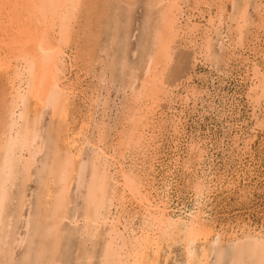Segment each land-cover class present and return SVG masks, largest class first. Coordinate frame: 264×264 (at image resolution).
I'll list each match as a JSON object with an SVG mask.
<instances>
[{"label":"bare ground","instance_id":"obj_1","mask_svg":"<svg viewBox=\"0 0 264 264\" xmlns=\"http://www.w3.org/2000/svg\"><path fill=\"white\" fill-rule=\"evenodd\" d=\"M220 1L214 14L210 0H147L142 71L128 58L136 0H0V264H18L21 247L20 264H63L73 238V264H210L213 254L215 264L226 257L228 264H264V226L248 221L226 231L214 213L218 197H253L259 183L251 184L258 176L245 161L255 134L264 133V0H229L235 31L226 27ZM118 3L130 13L126 24ZM102 21L115 32L97 55L103 65L96 71V51L79 55L73 45L77 32L93 23L100 30ZM252 24L256 34L248 38ZM218 42L229 56L217 74L231 75V56L242 64L255 121L251 135L228 121L226 133L235 134L220 147L198 131L186 140L188 109L199 95L192 76L169 70L180 47L195 66L213 58ZM117 69L126 103L110 124ZM78 98L82 108L69 112L67 103Z\"/></svg>","mask_w":264,"mask_h":264},{"label":"rangeland","instance_id":"obj_2","mask_svg":"<svg viewBox=\"0 0 264 264\" xmlns=\"http://www.w3.org/2000/svg\"><path fill=\"white\" fill-rule=\"evenodd\" d=\"M91 1H93V0H91ZM214 1L215 0H210L209 3L211 5H213L214 14H217L221 10L218 9L219 6L216 5V3H214ZM146 2H147V0H136V5L134 7L133 12L131 13L132 31H131V34L129 36V51H128V58L130 61V65H132V66L134 65L135 68H137V67L139 68L141 66L139 69H141L142 71L144 69V66H143V60L144 59L141 55L142 51H141V47L139 45H140V41H141V37H142V32H143L142 30L144 27L143 24H144V21L146 19V15L148 13L147 9H146L147 7H145ZM114 3L116 4V2H114ZM219 3H222L221 9L226 10L224 13V17L227 21L226 27L235 26L232 24V19H230V17L234 13L233 6H231L232 2L229 0H227V1L222 0ZM110 6L113 7L112 9L114 10V5L113 6L110 5ZM116 7H118L119 12L121 13V19L123 18L121 20L122 23L126 24L129 20V14H130V13H127V10H128L127 6L124 5L123 3L122 4L118 3L115 6V8ZM107 9H105V10H107ZM110 14H111V12H110ZM250 16H251L253 22L257 21L256 23H258V18H257V15H256L253 8H250ZM101 23H102L101 26H99V28H101L100 30L98 29V26H97L98 24L93 23L91 25V28L89 27V30H82L85 34L82 31L77 32L76 33L77 35L75 36L76 37L75 40H76V42H78L77 43L78 45L77 44L73 45L75 48V51L77 53H79V55H81L85 50L90 51L91 54H94V52L96 51L94 59L91 60V62L93 61L92 65L96 64V69H98L96 71H99L101 69V66L103 65V64L102 65L100 64V61L98 60L97 55H98V53H100V50L103 49L102 47H104V49H107V46L105 45V43L109 42L108 41L110 39L109 37L111 35H113L112 33L115 32L114 30H112L115 28L114 25L110 24V26H106L107 23L109 24V21L106 23H104L102 21ZM82 24H85V21H83ZM235 29L236 28L233 27L232 30L235 31ZM106 30H108V31H106ZM255 31H256L255 25L254 24L250 25L245 30L246 36L249 38L252 35H255L256 34ZM87 32H90L91 34H93V36L90 37L87 34ZM96 32H97V34H96ZM94 34H95V36H94ZM86 35L88 37H86ZM97 35L101 36V39ZM80 38H82V39H80ZM95 38H97V39H95ZM98 39H99V41H98ZM86 42L88 43V45ZM179 43L183 44V42L181 40L179 41ZM90 46H91V49H90ZM99 46H101V47H99ZM182 50H184V49H182L180 47L175 52L176 53L175 59L177 62L174 61L175 63L173 62L171 64V65H173V67L172 66L169 67L170 68L169 70L172 71V69H174L175 73L176 74L178 73L177 75H175L176 77H178L179 73L181 72L180 75L182 77H184L183 79H187V77L192 76L193 81H194L192 83V85H194V88L197 89V92L199 95L198 96L199 98H197L198 100L196 101L198 103V104H196V107L194 108V106L191 105V107L188 109V115H187L188 120L186 122V127H185V129H186L185 130V132H186L185 136L187 137V138L185 137L186 140H188L189 137L196 135L197 134L196 132L198 131L199 133L203 134V137H205L207 139H211V141L214 143L217 142L219 144V147H220L222 141L224 142V145L231 144V141H232L231 137H233V134H235V133L234 132H232V134L226 133V130L228 129V125H227L228 121L232 125L235 124L237 126H243L244 132H246L248 135L255 134V133H251L252 129L255 125L254 124L255 121L253 119H251L252 118V112H251L249 102L246 99L247 98L246 94L248 91L250 80L248 77L245 78L246 77V75L244 73L245 69L242 66V64H238V63L236 64L235 57L231 56V59H233V58L235 59V60L234 59L231 60V62H230V64L233 65L231 75L223 76V75L217 74L218 73V70H217L218 66H220V68L223 71L226 69L225 68V62L227 63V61H228L227 58L229 56V55H226V53H225L226 50L220 49V43L219 42L215 43L212 47L211 56L213 55V58H210L207 62L204 61L203 63L202 62L197 63V65H195V66L193 65V60H192L193 58L187 55L189 53L187 51L185 52V50L184 51H182ZM179 51H181V52H179ZM180 53H181V56H180ZM188 58H190V60ZM178 62H181V64L179 66H178ZM219 62H220V64H219ZM176 63H177V65H176ZM99 64H100V66H99ZM174 65L176 67L177 66L178 67L174 68L175 67ZM81 66L84 68L86 67V69L88 70V65L86 62L81 63ZM215 67H216V69H215ZM120 70L121 69L116 70V73L114 74V78H113L114 84L112 83L109 86V87H111L110 88V95L108 96L110 99V101H109V103H110L109 104V108H110L109 114H110V122H111L110 124H113V120L115 119V117L119 116V113L121 110L119 112L117 110H118V107L121 105V103H126V100L123 98L122 87L119 85V83L122 84L121 78H123L122 77L123 75H121L119 72ZM169 70L167 71V73H169V75H170V74H172V72ZM142 71L139 72L140 75H143L141 73ZM126 73L129 74V71H127ZM82 76H84V75L82 74ZM95 76L97 77V74L92 75V77H95ZM1 77H0V82H1L0 83V89H3V91H4V80ZM244 78H245L246 82H240V81H242L241 79H244ZM96 80H97V78L88 79V85L90 88L94 89L95 87H97V81ZM183 82H185V81H183ZM245 84H246V86H245ZM112 86H114L115 88ZM85 87H86V85H85ZM106 91H108V90H106V88H104L102 91L103 96L108 95ZM225 98L227 100L229 99L230 101H228V103H227L224 100ZM231 98H233V99H231ZM79 102H80V98H78V100H76L74 104H73V102L71 103V101H69L67 103V107L70 109L69 112H71L75 107L76 108L81 107V103H79ZM192 104H193V101H192ZM210 106H211V108H210ZM216 108L218 109L219 112L215 111ZM212 109L214 111H212ZM224 111L227 112V117L226 116L222 117V115L219 114V113L224 112ZM51 112L52 111L50 109H48L46 112V116L44 119L45 125L47 124V122L50 119L49 115L51 114ZM69 112H68V114L70 115V118H71V113H69ZM231 117H232V119H231ZM243 122H245L246 124ZM242 123H243V125H242ZM226 127H227V129H226ZM262 133L255 134L256 138H255L254 151L250 154L251 156L252 155L253 156L251 157L250 155H248L246 157V161H245L246 166L253 165V168L256 169V174L258 176V177L255 176L254 180H252V182H251V184H253V185L254 184L256 185L259 182L256 185L257 191L253 192V197H250L249 195L244 197V196L234 195L233 193L230 194L229 192H226L227 196L218 197L217 202L214 203V205H215L214 213H217L216 218H217V221L219 222L218 225H220V226L223 225V228H225L226 231L229 229V227L234 228V226H235V228H234L235 230H239V228H241L243 226V224L247 223L248 221H251L252 224H255V225L258 224L257 226H259V227L264 226V133L263 134ZM166 134H165V137H167V139L165 142V148H166L165 152H167V154H168L169 148L171 147L170 146L171 145L170 136L172 133L169 132V134H167V135ZM215 157L217 159V164H218L219 168L221 169V171H224L225 165L223 162V159H224L223 154L222 153L215 154ZM232 168H234V167H232ZM232 168H231V171H233ZM185 191H188V190L185 189ZM236 192H239V190H237ZM187 193L185 192L184 194L187 195ZM239 194H240V192H239ZM23 225L24 224L21 223L19 227L22 228L21 226H23ZM78 245H79V241L76 240L75 238H73L68 243L66 242V244L64 245L65 246L64 249L67 250V253L66 252L64 253L65 261L63 264H73L74 263V259H75V255H76V249H77ZM24 252H25L24 247H21V249L16 248L15 257H16V260H18L17 261L18 264H20V262L23 260V256H24L23 253ZM21 254H23V255H21ZM66 256H67V258H66ZM212 256H214V254ZM212 256L210 258V264H215L216 263L215 256L214 257H212ZM223 264H228V258L227 257L225 258Z\"/></svg>","mask_w":264,"mask_h":264}]
</instances>
